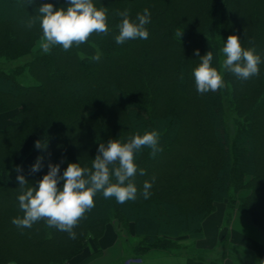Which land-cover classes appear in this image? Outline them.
Returning a JSON list of instances; mask_svg holds the SVG:
<instances>
[{"label": "trees", "instance_id": "16d2710c", "mask_svg": "<svg viewBox=\"0 0 264 264\" xmlns=\"http://www.w3.org/2000/svg\"><path fill=\"white\" fill-rule=\"evenodd\" d=\"M45 3L69 6V0H0V113L10 114L0 128V264H61L82 254L92 239L96 249L79 263L89 264L102 256L99 240L114 219L122 255L104 264H161L165 255L178 264H220L227 258L254 264L228 240L214 249L198 242L204 220L222 202L228 205L227 226L239 210L264 232V0H93L107 9L108 34H93L68 51L55 46L48 54L37 47L39 21L26 27ZM145 8L151 13L149 37L117 44V11L128 9L138 22ZM177 31H183L181 38ZM229 35L239 36L243 48H255L258 76L241 80L221 67ZM97 48L102 55L95 62L90 58ZM197 49L200 56L213 52L212 67L225 87L197 92ZM152 130L159 131L163 151L153 157L143 147L135 154L146 175L138 171L133 178L134 201L121 204L98 193L73 229L76 239L45 221L30 229L12 223L24 215L18 174L28 181L25 187H38L49 163L60 165L61 176L69 163L91 168L100 143L127 142L136 132ZM37 140L46 147L37 149ZM38 157L42 168L33 173ZM153 176L145 199L143 183Z\"/></svg>", "mask_w": 264, "mask_h": 264}, {"label": "clouds", "instance_id": "9594fccd", "mask_svg": "<svg viewBox=\"0 0 264 264\" xmlns=\"http://www.w3.org/2000/svg\"><path fill=\"white\" fill-rule=\"evenodd\" d=\"M32 3L34 0H27V4ZM116 15L122 17L117 25L119 34L114 37L117 44L149 37L145 25L150 23L151 13L147 8L143 10V14H137L138 22L130 19L128 9L117 11ZM37 21L42 30L40 48L45 54L50 53L55 46L68 51L73 45L87 43L93 34L107 35L109 31L107 9L97 8L93 0H69L66 9H54L53 4L45 3L38 8L37 15L30 17L26 27L33 28ZM182 32L177 31L176 36L181 38ZM221 53L226 57L221 67L237 78L248 80L259 75L261 57L256 54L254 47L243 48L239 36L229 35ZM194 54L200 58L199 65L192 73L197 92L204 94L225 87L222 74L212 67L213 52L210 50L200 56L197 49ZM101 55L97 48L90 59L98 62ZM180 79L183 80V75ZM34 146L42 149L46 144L37 140ZM143 147L151 149L150 155L153 157L157 152L163 151L159 131H145L143 135L136 132L127 142L112 139L107 144L100 143L91 168L81 167L79 163H69L61 176L60 165L49 163V171L38 181V187H25L28 181L18 174L16 179L22 190L18 201L24 215L22 218H14L12 223L18 228L30 229L35 223L45 221L47 227L66 232L70 239H76L77 234L73 229L95 206L94 197L98 193H102L105 199L115 198L121 204L137 198L138 189L133 178L138 171L141 176L146 175V171L137 168L135 154ZM42 160L43 157H38L30 171H40ZM16 171L20 173L22 169L17 166ZM113 176L116 182H112ZM155 179L153 176L151 181H144L143 191L140 193L143 198H150V189ZM60 181H63L62 187L59 186ZM259 264H264V260L259 261Z\"/></svg>", "mask_w": 264, "mask_h": 264}, {"label": "crops", "instance_id": "0c3cea01", "mask_svg": "<svg viewBox=\"0 0 264 264\" xmlns=\"http://www.w3.org/2000/svg\"><path fill=\"white\" fill-rule=\"evenodd\" d=\"M10 122V114H0V128ZM228 205L226 202L217 203L215 211L210 214L203 223L204 236L198 242L200 248L214 249L221 242L228 240L232 246L242 248L253 259L254 264L264 260V232L255 226L250 218L239 210H236L231 223L225 224ZM102 248L101 260L98 264H104L117 259L122 255L119 238L114 228L108 227L99 240ZM220 264H236L232 258H227Z\"/></svg>", "mask_w": 264, "mask_h": 264}, {"label": "rangeland", "instance_id": "374dc122", "mask_svg": "<svg viewBox=\"0 0 264 264\" xmlns=\"http://www.w3.org/2000/svg\"><path fill=\"white\" fill-rule=\"evenodd\" d=\"M238 15V14H237ZM38 48L40 47V41L38 42V46H37ZM227 106H228V104H227ZM226 106V107H227ZM228 109V108H227ZM1 114V113H0ZM229 122V124H230V120L228 121ZM35 157V153H32V154H30L27 158H26V160H25V163H27L28 161H30L31 159H33ZM107 226L108 227H112V228H114V230H115V232L117 233V231H118V228L120 227V225H119V223H118V221L117 220H112L111 222H109L108 224H107ZM119 226V227H118ZM117 235H118V233H117ZM118 238H119V235H118ZM182 243H190L191 241H190V239L188 240L187 238H183L182 239V241H181ZM96 249V244L94 243V241L92 240V239H89L88 240V242H87V247H86V249L84 250V252L82 253V254H80L79 256H77V257H75V258H73V259H70V260H66L64 263H61V264H79L81 261H83V259L87 256V254L88 253H91V251H93V250H95ZM238 254L240 255V256H243V257H245V258H249L250 256L248 255V253H246V252H241V251H239L238 250ZM101 262V260H98V259H96V260H93V261H91L89 264H98V263H100ZM159 262L161 263V264H178L179 263V260H176V259H173V257H168V255H165V258H160V260H159ZM8 264H17V263H15V262H9Z\"/></svg>", "mask_w": 264, "mask_h": 264}]
</instances>
